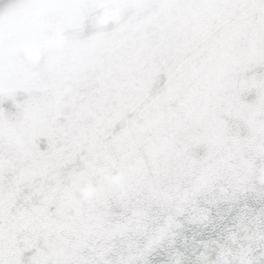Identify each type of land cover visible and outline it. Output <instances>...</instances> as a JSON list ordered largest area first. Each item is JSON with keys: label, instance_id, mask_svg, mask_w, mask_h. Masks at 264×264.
<instances>
[{"label": "snow or ice", "instance_id": "6c2138e0", "mask_svg": "<svg viewBox=\"0 0 264 264\" xmlns=\"http://www.w3.org/2000/svg\"><path fill=\"white\" fill-rule=\"evenodd\" d=\"M0 264H264V0H0Z\"/></svg>", "mask_w": 264, "mask_h": 264}]
</instances>
